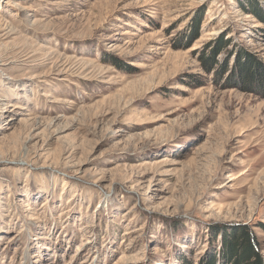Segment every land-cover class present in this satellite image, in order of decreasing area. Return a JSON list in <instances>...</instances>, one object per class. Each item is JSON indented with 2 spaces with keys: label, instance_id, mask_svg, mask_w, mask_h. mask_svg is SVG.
I'll return each instance as SVG.
<instances>
[{
  "label": "rangeland",
  "instance_id": "rangeland-1",
  "mask_svg": "<svg viewBox=\"0 0 264 264\" xmlns=\"http://www.w3.org/2000/svg\"><path fill=\"white\" fill-rule=\"evenodd\" d=\"M263 18L0 0V264H201L242 228L264 249V85L239 82L264 74ZM221 38L217 81L199 58Z\"/></svg>",
  "mask_w": 264,
  "mask_h": 264
},
{
  "label": "trees",
  "instance_id": "trees-1",
  "mask_svg": "<svg viewBox=\"0 0 264 264\" xmlns=\"http://www.w3.org/2000/svg\"><path fill=\"white\" fill-rule=\"evenodd\" d=\"M261 14V12H259ZM255 14V13H254ZM256 15V14H255ZM263 15V14H261ZM264 21V18L262 19ZM190 37V38H189ZM198 37V31H194L191 36L186 37V49L190 48L194 41ZM224 39L221 38L213 43L206 55H203L200 59L203 69L207 73L215 71L217 65L216 56L224 48ZM219 66V65H218ZM217 81H221L227 73V64H220L217 67ZM240 83L244 87H261L264 85V74L261 76L253 75L249 68H242L240 72ZM228 84L232 82L226 81ZM225 234V238L221 241V252L218 256L208 257L202 259L201 264H264V256L262 252L264 249H260L258 239L247 228H242L233 232L228 236Z\"/></svg>",
  "mask_w": 264,
  "mask_h": 264
}]
</instances>
